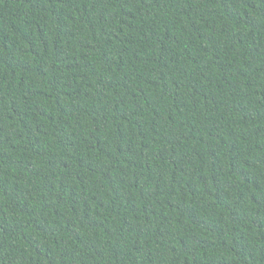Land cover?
Wrapping results in <instances>:
<instances>
[{
  "label": "trees",
  "instance_id": "trees-1",
  "mask_svg": "<svg viewBox=\"0 0 264 264\" xmlns=\"http://www.w3.org/2000/svg\"><path fill=\"white\" fill-rule=\"evenodd\" d=\"M0 264H264V0H0Z\"/></svg>",
  "mask_w": 264,
  "mask_h": 264
}]
</instances>
